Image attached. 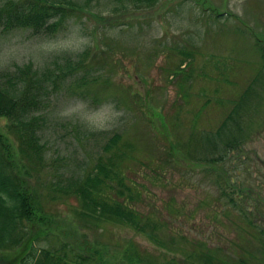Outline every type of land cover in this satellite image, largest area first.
Here are the masks:
<instances>
[{
  "label": "rangeland",
  "instance_id": "obj_1",
  "mask_svg": "<svg viewBox=\"0 0 264 264\" xmlns=\"http://www.w3.org/2000/svg\"><path fill=\"white\" fill-rule=\"evenodd\" d=\"M88 1V8L54 30L59 33L75 18L95 47L80 56L84 67L50 96L44 131L51 127L55 142L51 150L45 144L42 177L50 181L60 173L90 171L102 145L119 131L117 146L125 152L118 170L134 192L131 203L160 218L176 245L206 243L230 259L250 252L264 257V87L248 121L250 136L241 153H231L235 158L226 161L229 171L223 177L206 166L175 160L169 149L170 138L182 144L193 132L214 130L251 79L264 75L250 31L264 37V0H158L150 6ZM104 8L110 14L98 15ZM16 29L21 28H0V35ZM54 32H32L30 46ZM64 58L52 57L46 65L55 67ZM62 98L93 107L114 103L122 124L111 132H88L71 120L51 119ZM219 178L224 193L216 184ZM79 202L54 192L44 197L45 210L62 219L61 225L71 223L82 231ZM241 207L252 213L243 214ZM89 225L90 236L112 249L132 241L141 251L177 253L174 246L161 247L121 223L93 219Z\"/></svg>",
  "mask_w": 264,
  "mask_h": 264
},
{
  "label": "trees",
  "instance_id": "obj_2",
  "mask_svg": "<svg viewBox=\"0 0 264 264\" xmlns=\"http://www.w3.org/2000/svg\"><path fill=\"white\" fill-rule=\"evenodd\" d=\"M111 1L123 6H150L158 0ZM88 3V0H0V28L19 27L28 28L33 33H51L66 18L88 8ZM250 31L256 38L264 66V37L255 35L252 29ZM84 65L80 59L73 63L65 56L63 62H57L55 67L46 65L42 71H34L28 66L16 75L0 73V117L5 118V122L0 124V262L264 264V257L253 252L230 259L219 255L206 243L192 248L176 245L173 235L166 234L165 223L160 218L141 211L131 203L134 192L118 170L125 152L117 146L121 135L119 131L102 145V152L95 158L90 171L65 176L60 173L50 181L42 177L47 150L41 140L48 101L58 84L75 75ZM263 76L260 73L251 79L214 130L193 132L182 144H173L170 138L171 156L177 161L206 166V169H213L219 177H223L229 171L224 168L226 161L235 158L231 153H241L250 136L248 121L254 101L264 87ZM16 82L23 89L18 96L13 92ZM216 184L221 186V190L224 187L220 178L216 179ZM245 185L241 183V189L247 190ZM49 192L73 195L80 201L76 215L82 231L71 223L61 225L62 219L45 210L44 197ZM247 210L241 207L243 214L252 213ZM93 219L127 225L161 247L171 250L174 246L172 250H177L179 255L176 252L164 256L166 251L157 255L141 251L132 241L112 249L107 242L90 236L89 222ZM262 237L260 245L264 251Z\"/></svg>",
  "mask_w": 264,
  "mask_h": 264
},
{
  "label": "clouds",
  "instance_id": "obj_3",
  "mask_svg": "<svg viewBox=\"0 0 264 264\" xmlns=\"http://www.w3.org/2000/svg\"><path fill=\"white\" fill-rule=\"evenodd\" d=\"M110 9L104 8L98 15L108 16ZM86 23V21H85ZM90 31V29H89ZM84 27L75 22V18L62 28L59 33L46 35L39 44L30 46L33 37L28 28L16 29L0 35V73L16 75L19 70L31 66L34 71H42L52 57H69L73 63L79 61L88 49L95 47V40L84 35ZM51 54V55H50ZM13 90L15 95L23 91L19 82ZM122 112L114 103L91 106L81 99H60L50 113V118L59 122L71 120L88 132H111L122 124ZM55 142V133L51 127L44 131L41 143L51 150Z\"/></svg>",
  "mask_w": 264,
  "mask_h": 264
}]
</instances>
